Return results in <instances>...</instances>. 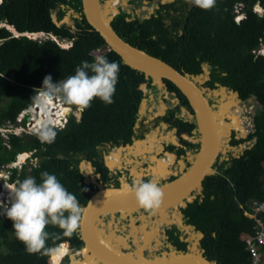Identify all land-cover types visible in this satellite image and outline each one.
<instances>
[{
  "label": "trees",
  "instance_id": "16d2710c",
  "mask_svg": "<svg viewBox=\"0 0 264 264\" xmlns=\"http://www.w3.org/2000/svg\"><path fill=\"white\" fill-rule=\"evenodd\" d=\"M258 2L264 5V0H216V6L210 10L195 7L190 20L194 27L189 25L184 35L191 39L180 37V42L160 40L144 45L126 34L125 29L136 26L125 19L124 13L112 20L114 30L134 46L179 70L185 67L200 72L203 65L208 64L212 68L213 81L226 84L241 99L254 96L263 104L255 116V132L239 139L233 136L231 141L236 148L251 141L249 145L221 157L215 171L203 180L198 198L180 208L183 223L191 224L193 230L198 229L203 235L199 243L201 255L214 264L251 262L243 234L255 232V220L245 211L251 210V200H264V56L255 52L261 47V38L264 42V15L253 10ZM238 3L245 4L247 14L240 23L233 14ZM67 17L72 21L67 22ZM154 20L158 21L157 18L145 21L154 24ZM1 23L19 32H44L46 35L36 39L15 36L7 25H0V127L15 124L19 115L34 104L46 75L52 76L53 83L62 81L74 75L82 61L94 62L96 57L92 52L106 46L104 38L86 20L82 0H2ZM167 29L162 26L160 31ZM162 35L167 36L166 33ZM64 41L73 44L66 47L62 45ZM102 56L119 63L114 103L108 105L96 98L83 111L81 119L70 115L65 127L50 126L57 133L51 143L42 142L34 132L9 133L7 139L0 133V172L10 170L12 182H22L31 176L41 183V173L47 171L56 175L82 205L100 191L117 188L118 181L114 182L110 176L104 154L113 145L143 138L150 131L140 111L144 109L146 94L136 89V84L152 83L153 78L130 66L114 50ZM182 96L183 102L188 104ZM26 122L23 120V125ZM25 151H34L32 159H39L30 165L31 171L25 165L20 170L10 168L9 165ZM84 161L101 173L102 187L84 173L81 168ZM5 204V201L0 202V264H48V255L30 254L16 238L13 222L6 216ZM260 217L264 220V212ZM47 230L61 232L51 225ZM183 230L181 227L169 229L166 237V242L182 254L191 252L190 242L182 237ZM63 241H70L76 248L84 245L78 229L71 237H62L59 241L50 239L48 246L57 247ZM63 244L70 248L68 242ZM62 254L63 250L57 255ZM63 264H70L69 256Z\"/></svg>",
  "mask_w": 264,
  "mask_h": 264
},
{
  "label": "flooded vegetation",
  "instance_id": "af4514ba",
  "mask_svg": "<svg viewBox=\"0 0 264 264\" xmlns=\"http://www.w3.org/2000/svg\"><path fill=\"white\" fill-rule=\"evenodd\" d=\"M124 3V6L127 9H121L120 7V10L114 14L110 22L112 24V20L117 15L124 13L125 19L136 26L130 27L129 30L125 29V32L138 42L147 45L154 44L160 40H163L164 42H180V37L182 40L188 38L191 39V37L187 35L184 36L185 30L189 28L188 26H192L190 20L194 16L193 11L196 7L191 3V0H125ZM233 14L235 15V20L236 17L240 16V22H242V20L247 15L246 6L240 13L234 9ZM153 18L158 19V21H152L154 24H151V21H145L151 20ZM162 26L163 28H168L166 32L160 31ZM163 33H166L167 36H163ZM142 50L146 51L145 49ZM180 71H182L184 74L188 73V77L198 84V86L203 90L205 96L208 98L212 108L216 112L215 115L218 122V130L220 131V145L222 147L216 162L221 159V157L227 156L229 152L240 151L249 145L251 141L239 145L237 147L238 150H236V147L231 144V141L233 136L239 139L246 137L251 132H255V126L253 123L255 122L256 115L254 116L252 111H256L257 113L258 109L249 111L253 122V131L250 130L246 136L239 137L237 131L238 128L232 124L234 118L230 116L231 114L227 115L225 120H219V117L224 112L222 107L219 108V104L221 105L222 101L228 103L232 101L230 99L226 100L223 97L224 94L221 91H229L233 95L235 94L242 102H251L255 100L258 103L259 108L260 105L258 100L254 96H250L247 99H241L238 93L230 89L226 84L221 83L218 80L213 81L211 76L212 68L208 64H204L203 71L200 72L185 67H183ZM168 81L170 80L164 79V83H156L153 79L152 83H142L140 85L136 84V89H140L146 94L142 105L144 109L140 108V111H143L146 127H150V131L143 138H134L131 142L113 145L110 151L104 154V161L111 173L110 176L114 182L118 181L117 184H115V186L117 185V188H113L111 191L117 190L122 185H124L125 188L126 186H131L132 181L136 179L145 181L153 179L158 183L159 186H163L167 183L171 184L170 182L172 181V183H175V181H178L181 176L188 172L196 162L204 144V135L201 130L199 116L196 110L193 108L190 100L181 91V89L172 81L171 82L174 85ZM144 86L145 89L143 88ZM182 95L186 97L188 104L183 102ZM154 102H158V104L162 106V112L153 116V114H156V111L151 109V105ZM232 103L236 105L237 101L234 100ZM184 110L185 112H183ZM148 111H151V114H149ZM236 112H238V110ZM139 120H141V118H139ZM182 122H184V124ZM229 124H231V127H226V125ZM186 125L188 128L184 127ZM226 129H230L232 131L228 137V140L225 142L222 138V133ZM241 132L244 133L245 130H242ZM138 139H142L143 142L137 143ZM121 147L124 149L120 150ZM106 155H108V158H106ZM216 162L214 163V170ZM89 165L91 168H93L94 173L96 174V178H90V180L93 183H96L97 186L102 187L104 182L101 179V173L97 172L95 167H93L91 164ZM130 166L132 171H130ZM28 170L31 171V168ZM1 178L8 179L6 181L7 184H5V187L11 188L12 185L10 184V175L6 176L2 174ZM113 185L114 184H112V187ZM104 192L110 191H100L99 193ZM194 193L197 194V196H195V199H197L200 195V192L196 191ZM80 205L82 207L86 206L82 204ZM172 208L174 209L172 213L166 211L169 213L168 217L163 215L160 216L158 211H155L154 214H150L144 209H139L131 213L129 217L128 215H123L118 212L107 213L101 215L100 218L96 220L94 227L104 242L113 246L114 248H117L125 253L133 252L134 257L138 258L139 260H155L156 257L165 254L170 249H173L166 242L165 238L167 251H161L160 255L157 254L153 258L146 257L148 253L147 244L150 245V242L154 241L153 235H155L156 231L162 230L165 234V237H167V232L169 229L181 227L185 230L180 211L181 207L178 211H176L174 207ZM160 217H165L166 220L172 219L170 225L167 227H159L160 224L156 223V218L158 219ZM174 219H177V221L174 222ZM110 220H112L114 225L109 231V229L106 227V224H108ZM149 221L155 222H153L155 225L153 230L148 224ZM189 228H192V226ZM138 230L140 231V235L136 234ZM194 230L196 231V229ZM114 233H117L119 240L114 241L107 237ZM136 235L139 237L138 241L135 240L137 239ZM186 240L189 241V239ZM144 241L146 244L143 243ZM83 248L84 245L83 247L76 248V246L72 245L70 242V248L68 249L70 252H68V254L65 256L70 257L71 251L77 253L80 256H84L85 254L80 252ZM64 260L63 262L61 261L60 264H63ZM98 263L100 262L97 260L93 261L92 259L90 261V264ZM72 264H76V262H73Z\"/></svg>",
  "mask_w": 264,
  "mask_h": 264
},
{
  "label": "clouds",
  "instance_id": "9594fccd",
  "mask_svg": "<svg viewBox=\"0 0 264 264\" xmlns=\"http://www.w3.org/2000/svg\"><path fill=\"white\" fill-rule=\"evenodd\" d=\"M191 3L201 10H210L216 6V0H191ZM261 55L264 56V53ZM119 71L118 62H110L104 56H97L92 63L82 61L81 65L75 69V74L62 81L53 83L52 76L46 75L35 99L45 108L50 100L60 99L63 104L75 106L81 113L89 108L96 98L110 105L114 103L113 97ZM81 113L78 119H81L83 114ZM50 126L54 125L50 124ZM50 126L47 121L41 126L39 138L42 142L51 143L55 140L57 133ZM14 163L9 167L18 168ZM8 175L11 177V172ZM0 179H2L1 176ZM41 181L37 183L35 177L31 176L16 184L11 181L10 184L13 185L10 193L5 187L3 196H0V202H6V216L13 222L16 238L26 247V250L30 254L48 255L53 258L52 264H60L63 255L68 254L67 244H61V242L57 247H49L48 241L50 239L59 241L62 237H71L76 233L87 209L80 205L77 197L63 186L56 175L47 171L42 172ZM0 184L3 185L1 182ZM126 188L134 195L138 206L150 214H154L164 198L161 187L153 179L147 181L136 179ZM6 194H9L11 198V205L8 208V202L4 199ZM49 225L59 228L61 232H49L47 230ZM62 250L63 254L58 256L57 254ZM50 258L48 264H50Z\"/></svg>",
  "mask_w": 264,
  "mask_h": 264
},
{
  "label": "water",
  "instance_id": "95a60500",
  "mask_svg": "<svg viewBox=\"0 0 264 264\" xmlns=\"http://www.w3.org/2000/svg\"><path fill=\"white\" fill-rule=\"evenodd\" d=\"M101 3H103V0H82L83 14L88 23L104 38L108 50L117 52L130 66L144 72L147 77H152L156 83H164V79L172 81L188 97L199 116L201 130L204 135V144L196 163L183 175L184 179L180 183L166 188L164 185L160 186L164 193L161 205L169 204L167 208L174 207L178 211L180 207L186 206L188 201L195 199L197 194L194 192L201 193L203 180L208 174L215 171L213 168L214 163L219 156V152L222 150L220 145V131L218 130V122L215 116L216 112L203 93V90L196 82L188 77V73L184 74L169 62L134 46L122 38L114 30L110 20L108 21L105 17L101 16L99 10ZM0 25L4 26L7 24L1 23ZM7 26L15 36L27 35L36 39L39 34L46 35L44 32H19L15 27ZM51 36L54 35L51 34ZM68 43L67 47L73 44L72 42ZM259 105L261 108L263 107L262 103ZM35 107L37 106L35 105ZM252 113L254 116L256 115V111H252ZM253 125L255 126V122ZM142 142V139L137 140V143ZM122 149L124 148L121 147L120 150ZM33 152L25 151L24 153L30 156ZM106 158H108V155H106ZM18 161L19 156L17 162H15L16 167H20L23 163H18ZM85 208L87 210L80 223V233L84 242V248L80 252L87 257H94L93 261H99L100 263L98 264H155L154 262H159V264H214L212 261L203 257L200 250L197 251L196 247L190 248L191 252L184 254L170 249L167 252L170 255L169 257L163 254L156 257L155 260H139L134 257L133 252L125 253L104 242L94 227L96 220L101 215L118 212L123 215L126 214L129 217L131 213L143 209L138 206L131 192L125 191L118 193L117 190H114L98 193L90 198ZM159 213L163 216H169V213L166 211H159ZM186 226L187 228L191 227V224L187 223ZM67 242L70 245V241ZM172 253L177 255L178 258H172ZM166 259H169V261H166Z\"/></svg>",
  "mask_w": 264,
  "mask_h": 264
},
{
  "label": "rangeland",
  "instance_id": "374dc122",
  "mask_svg": "<svg viewBox=\"0 0 264 264\" xmlns=\"http://www.w3.org/2000/svg\"><path fill=\"white\" fill-rule=\"evenodd\" d=\"M125 2V0H103V3H101V5H100V7L102 8V10H104V11H107V15H106V17H105V19L106 20H111V18L114 16V14L117 12V11H119L120 10V7H121V9H127L125 6H124V3ZM147 14V13H146ZM262 15H264V9H263V11H262V13H261ZM239 17H236V19H238ZM66 20H67V22H71L72 21V19L70 18V17H67L66 18ZM39 38H43L44 37V35H40L39 34V36H38ZM69 43H67L66 41H64L63 43H62V45H64V46H67ZM262 49H264V43H263V45H262V47H261V50ZM108 51V47L107 46H103V47H100V48H98V49H96V50H94L93 52H92V54H94V56L95 57H97V56H102L105 52H107ZM255 51H257L258 53H259V49H256ZM256 52V53H257ZM144 89H145V86L143 87ZM224 95H223V97L227 100V99H230V100H232V101H230L229 103L228 102H225V101H222V103H221V105L219 104V108H221L222 107V109L224 110V112L222 113V115L219 117V120H221V121H223V120H225L226 119V116L227 115H229V114H233V113H235L236 114V116L237 117H239L240 118V120H241V122H242V129H237V131H238V135H239V137H242V136H246L248 133H249V131L251 130V131H253V129H254V127H253V125H252V119H251V115L249 114V111L250 110H256V109H258V103L255 101V100H253V101H251V102H248V101H244V102H242V101H240L238 98H237V96L234 94H232L231 92H227V91H221ZM237 101V103H236V105H234L232 102L233 101ZM60 101V100H59ZM35 102H37V100L35 101ZM62 102V101H61ZM2 104V103H1ZM36 104L34 103L33 104V106H35ZM33 106L31 107V108H29V110H31L32 108H33ZM72 108V107H71ZM151 109H154L156 112V114H153V116L154 115H158V114H160L161 112H162V106L161 105H159L158 104V102H154L152 105H151ZM238 110V112H236ZM151 112V111H150ZM149 111H148V113L149 114H151ZM183 112H185V110L183 111ZM70 115H74V116H76V117H78L79 118V116H80V112H79V110L76 108V109H74V108H72L71 110H70ZM34 116V113L32 112V110L31 111H27V113L24 115V118H23V120H26L27 121V118L28 117H33ZM69 115V116H70ZM22 123V122H21ZM21 123L19 124V125H21ZM27 123H28V121L26 122V124L25 125H27ZM23 124V123H22ZM8 125V124H7ZM6 125V126H7ZM49 126H50V124H49ZM19 127V126H18ZM32 129V128H31ZM31 129H29L30 131H31ZM234 130H236V129H234ZM242 130H245V132L244 133H242L241 131ZM18 131L20 132V133H23V128H21V127H19L18 128ZM231 131L232 130H230V129H226L223 133H222V138H223V140L226 142L227 140H228V137H229V135H230V133H231ZM31 132H33V131H31ZM39 132H40V129H38V131H37V133L39 134ZM1 133V132H0ZM35 133V132H34ZM2 134V133H1ZM2 136H3V134H2ZM224 142V143H225ZM236 150H238L237 148H235ZM32 155H30V156H28L27 157V159L25 160V161H23V163L20 165V167H18V169L20 170L21 169V167L23 166V165H25L26 167H28V169H30V165L32 164V163H34V164H36L37 163V161L39 160L38 158L37 159H35V160H33L32 159V157H31ZM11 168V167H10ZM81 168H82V170L84 171V173L86 174V175H88V177L89 178H96V174L94 173V170H93V168H91V166L89 165V163H87V162H82V165H81ZM130 171H132V169H131V166H130ZM1 174H4V175H8L9 173H10V170L8 171L7 169H4V170H2L1 172H0ZM6 178V177H5ZM8 179H4V178H2V179H0V182L3 184L2 186H1V184H0V196H3V194H4V189H5V184H7L6 183V181H7ZM13 184H16L15 182H13ZM13 184H11V185H13ZM7 196V194L5 195V197ZM5 199V198H4ZM8 204H9V207H10V205H11V202H8ZM164 211H167V212H170V213H172L173 212V208L171 207V208H165V209H163ZM159 212V210H156V212ZM126 215V214H125ZM159 215L160 216H162V214L161 213H159ZM176 217V216H175ZM156 223H159L160 224V226L159 227H167L168 225H170V222L172 221V219H169V220H166L165 219V217H160V218H156ZM174 222H176L177 221V219H174L173 220ZM154 221H149V225H150V228L153 230V227H155V225H154V223H153ZM113 222H112V220H110L109 222H108V224H106V227L109 229V231H110V229L113 227ZM183 225H184V227H185V230H183V232H182V237H184V238H186V239H189V242H190V247L191 248H194V247H196L197 248V251L198 250H200V245H199V243H200V240H201V238H202V233H201V231H199L198 229H196V231L195 230H193L192 228H187V224H184L183 223ZM140 233V231L138 230L137 232H136V234H139ZM140 235V234H139ZM107 236V235H106ZM154 237V241H152V242H150V245L149 244H147L148 245V253H147V255H146V257H148V258H150V257H154L155 255H157V254H159L160 255V253H161V251H167V245H166V243H165V234L163 233V231L162 230H158V231H156V233H155V235H153ZM108 238H110V239H112V240H119V237H118V235H117V233H114V234H110L109 236H107ZM141 237V236H140ZM136 240L138 241V239H139V237H138V235H136ZM195 239V240H194ZM146 241V240H145ZM143 242L144 244H146V242ZM71 255H70V259H71V264L73 263V262H76V264H87V256H80V255H78L77 253H74L73 251H71V253H70ZM165 255L167 256V257H169L170 255H168V253L166 252L165 253ZM66 257V256H65ZM65 257H64V259H65ZM63 259V260H64ZM63 260H62V262H63Z\"/></svg>",
  "mask_w": 264,
  "mask_h": 264
},
{
  "label": "built area",
  "instance_id": "2783aa9c",
  "mask_svg": "<svg viewBox=\"0 0 264 264\" xmlns=\"http://www.w3.org/2000/svg\"><path fill=\"white\" fill-rule=\"evenodd\" d=\"M245 8L244 3H238L235 6V9L240 13ZM264 9V5H262L260 2L256 3L253 6V10L257 12L259 15L263 16L261 13ZM245 16V15H244ZM237 21H240V16ZM261 40V47L263 45V40ZM261 47L259 48V53L257 51V54L264 53V49L261 50ZM37 103V102H36ZM35 103V104H36ZM31 108V107H30ZM27 111H31L29 109L24 110L19 117L17 118L16 123H8L7 126L0 127V132L3 134V137L5 139L8 138L9 133L14 131L17 134H21L18 131V128H23V132H35L37 133L38 129L33 127V117H28V123L27 125H23L21 122L23 121L24 115L27 113ZM70 113L66 114L65 117L62 119V123L60 124H53L56 127H64L66 123L68 122ZM21 123V125H19ZM32 123V125H31ZM49 125V124H48ZM19 126V127H18ZM32 128V129H31ZM31 129V131L29 130ZM15 164V163H14ZM9 194H7L5 200L7 202H11V198H9ZM251 210H246L245 214L249 216L250 218H253L255 220V232L254 233H248L245 232L243 234V239L246 242V248L250 252L251 255V262L249 264H264V220L262 217H260V213L264 212V200H251L250 202ZM9 207V204L7 205V208ZM63 244V242L61 243Z\"/></svg>",
  "mask_w": 264,
  "mask_h": 264
},
{
  "label": "bare ground",
  "instance_id": "6f19581e",
  "mask_svg": "<svg viewBox=\"0 0 264 264\" xmlns=\"http://www.w3.org/2000/svg\"><path fill=\"white\" fill-rule=\"evenodd\" d=\"M99 10H100V14L102 17H106L107 15V11H104L102 10V8L99 6ZM60 99H52L50 100L48 103H47V107L45 108L44 106H41L38 104V102L36 103V106H33V108L31 109L32 112L34 113V116H33V127L36 128V129H41V126L45 123V121L48 122V124H60L62 123V119L65 117L66 114H68L70 112V110L72 109L69 105H66V104H63L61 102V100L59 101ZM216 116V115H215ZM231 117L234 118L233 120V123L235 127H237L238 129H242V123H241V120L239 117L236 116V114H231L230 115ZM31 123V125H32ZM231 124L229 125H226V127L230 128ZM149 141V140H148ZM147 142V141H146ZM119 155V154H118ZM28 157V154L26 153H21L19 155V161L18 163H21L24 161V159H27ZM197 161V160H196ZM196 163V162H195ZM184 179V176L181 177L178 181H175V183H172L170 182L171 184L167 183L165 184V188L166 187H171V186H174L178 183H180L182 180ZM6 189H9V192H10V188H6ZM122 191H127V188H118L117 189V192L120 193ZM169 204H165V205H160V207L157 209L161 212H163L165 208H167ZM136 240V239H135ZM195 240V239H194ZM137 241V240H136ZM151 241V240H150ZM69 249V247H67ZM69 252V251H68ZM172 258H175L177 259L178 256L177 255H174L172 253ZM171 258V259H172ZM94 259V257L92 256H88L87 258V264H90V261ZM53 260V259H52ZM166 261H169V259H166ZM155 264H159V262H154ZM150 264V263H149Z\"/></svg>",
  "mask_w": 264,
  "mask_h": 264
}]
</instances>
